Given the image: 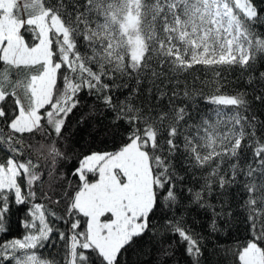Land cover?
I'll list each match as a JSON object with an SVG mask.
<instances>
[{
  "label": "snow or ice",
  "instance_id": "snow-or-ice-1",
  "mask_svg": "<svg viewBox=\"0 0 264 264\" xmlns=\"http://www.w3.org/2000/svg\"><path fill=\"white\" fill-rule=\"evenodd\" d=\"M261 13L254 0H0V234L25 208L0 264H127L138 241L164 232L200 264L203 238L166 218L186 179L203 180L185 190L211 209L213 230L217 218L248 224L238 264H264V120L252 111L264 105ZM197 66L213 77L204 109L177 103L194 99L182 77ZM229 75L243 85L228 91ZM83 94L123 134L57 175ZM156 243V264H168L172 244ZM57 245L61 260L44 255Z\"/></svg>",
  "mask_w": 264,
  "mask_h": 264
},
{
  "label": "trees",
  "instance_id": "trees-1",
  "mask_svg": "<svg viewBox=\"0 0 264 264\" xmlns=\"http://www.w3.org/2000/svg\"><path fill=\"white\" fill-rule=\"evenodd\" d=\"M254 3L258 9H264V0H254ZM261 15L264 16V13H261ZM257 30L264 31V28L258 26ZM182 79L187 80L188 86L194 91L195 96L193 100L181 97L177 103L183 101L185 104H195L196 107L201 109L208 107L203 97L214 92L211 70H205L197 66L186 77H182ZM229 79L233 80V84L229 87L228 91L240 88L243 85L242 81L239 83L236 82L235 75H229ZM247 90L251 93V88ZM123 98L124 96L120 95V99ZM249 99H251V95ZM95 103L92 97L83 94L80 107L70 117L65 132L67 139L60 141L59 146L62 150L67 151L71 159L70 161H63L58 166L57 175L60 171L70 172L76 166L77 157L81 153H86L90 150H112L115 145H118L123 134V129L110 127L111 114L104 113L101 115L99 112H94L93 107ZM252 111L260 120H264V105L254 102ZM36 140H41V138L37 137ZM33 143L36 147L39 146L35 141ZM31 155L34 159L37 156L35 152L31 153ZM198 177L199 174H197V179ZM45 179H47V176ZM50 182L54 188L58 189L59 184L56 176H53ZM202 183L203 180H199V183H197L195 180L186 179L181 185V204L172 212H168L166 218L182 220L186 227L192 229L195 234L203 238L201 241L203 255L199 258L200 264H238L236 252L250 238L249 226L243 221V217L241 216H236L228 222H225L222 218H217L216 230H213V214L211 209L201 208L199 205L192 203L190 194L185 190L187 187L198 188L199 184ZM45 190H47V185H45ZM206 198L210 203L219 205L215 194ZM43 202L47 203L46 201ZM50 207L58 214H62L63 204H52ZM24 217V206H14L8 218V231L0 234V242L13 237H20L24 234L25 229L20 223ZM164 219L165 217L161 216V214H157L156 223L158 227H161L162 231ZM59 226L61 228L64 227L62 224ZM159 239H164L172 244L171 251L173 252V256L169 258L168 264H193V258L185 251L186 246L184 244L177 245L175 241L178 238L170 232H164L162 237L157 236L156 239L145 236L142 240L138 241L137 245L127 253V264H156L158 256L156 242ZM42 251L45 256H54L58 261L61 260L62 253L60 252L59 245L53 248H46Z\"/></svg>",
  "mask_w": 264,
  "mask_h": 264
}]
</instances>
